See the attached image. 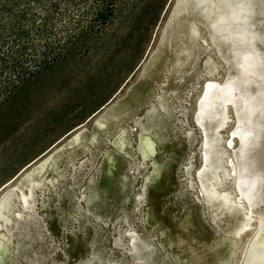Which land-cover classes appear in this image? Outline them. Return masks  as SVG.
<instances>
[{"label":"rangeland","instance_id":"rangeland-1","mask_svg":"<svg viewBox=\"0 0 264 264\" xmlns=\"http://www.w3.org/2000/svg\"><path fill=\"white\" fill-rule=\"evenodd\" d=\"M85 10L72 53L0 109V191L31 182L2 264H257L264 0H117L103 25Z\"/></svg>","mask_w":264,"mask_h":264},{"label":"trees","instance_id":"trees-1","mask_svg":"<svg viewBox=\"0 0 264 264\" xmlns=\"http://www.w3.org/2000/svg\"><path fill=\"white\" fill-rule=\"evenodd\" d=\"M18 1L0 0V109L21 84L72 53L83 21L76 20V9L92 8L87 22L103 25L108 21L104 13H112L117 6V0ZM7 21L8 27L2 30Z\"/></svg>","mask_w":264,"mask_h":264},{"label":"bare ground","instance_id":"bare-ground-1","mask_svg":"<svg viewBox=\"0 0 264 264\" xmlns=\"http://www.w3.org/2000/svg\"><path fill=\"white\" fill-rule=\"evenodd\" d=\"M212 90V87L210 86V83H207L206 85H203L201 88V92L199 94V99L197 101V103L195 102V109L197 110V114L195 115V119L196 122L193 120L194 125L199 129V130H203V125H202V120H201V111H202V101L206 100L208 98V95L210 93V91ZM227 92L225 93V98L227 97ZM224 105H228L227 103L223 102ZM79 126V125H78ZM139 142H141L142 144V151H141V155L142 158L140 157L139 154V159L142 161H146L147 160V153H150L153 151L154 149V141L152 140V138L150 137V135L147 134L146 131H141L139 133ZM138 140V139H137ZM231 141H233V139H231ZM80 143V138L78 136H76V145H78ZM139 144V143H138ZM139 146V145H138ZM139 148V147H138ZM151 154V153H150ZM48 154H46L44 157H46ZM42 158L41 160L45 159ZM50 157V156H49ZM42 162V161H41ZM45 162H42L40 164V167H42L43 169V165L47 164ZM40 163V162H39ZM234 165H237L234 167V173H233V178L236 181V178L238 179V184L237 187L240 190V181L241 179L244 177V174L241 171V167H240V162L238 159H236V163H233ZM28 165V164H27ZM11 182L8 181L3 185V188L6 187L7 185H9ZM30 181L27 183L26 185V190H30L31 191V185H30ZM13 187V185L9 186L8 188L3 189L2 191H0V209H1V218H0V264H2L3 260L5 258L9 259L10 257V246H9V239L8 237H5L3 235V225L6 228L7 226V222H3V218L5 220V217L8 216L6 214L11 212V209L9 208V200L11 201V203H16V204H21L23 206L27 205L26 200L24 199V196L26 195V190L23 189V184L19 185L18 187H13L14 189L9 190L6 192V190H8L9 188ZM21 193V196L19 195V192ZM5 205H7L8 207L6 208ZM256 259L258 261L257 264H264V245L258 243L257 245L253 244V239H250L248 241V243L246 244L244 250H243V256H242V263L244 261H246L247 259Z\"/></svg>","mask_w":264,"mask_h":264}]
</instances>
